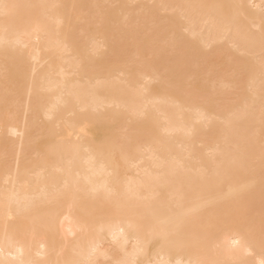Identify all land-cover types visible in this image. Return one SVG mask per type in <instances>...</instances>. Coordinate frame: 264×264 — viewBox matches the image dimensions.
<instances>
[{
    "label": "bare ground",
    "instance_id": "6f19581e",
    "mask_svg": "<svg viewBox=\"0 0 264 264\" xmlns=\"http://www.w3.org/2000/svg\"><path fill=\"white\" fill-rule=\"evenodd\" d=\"M262 201L264 0H0V264H264Z\"/></svg>",
    "mask_w": 264,
    "mask_h": 264
},
{
    "label": "rangeland",
    "instance_id": "374dc122",
    "mask_svg": "<svg viewBox=\"0 0 264 264\" xmlns=\"http://www.w3.org/2000/svg\"><path fill=\"white\" fill-rule=\"evenodd\" d=\"M263 206H264V202L262 201V203H261ZM263 206H261V207H263Z\"/></svg>",
    "mask_w": 264,
    "mask_h": 264
}]
</instances>
